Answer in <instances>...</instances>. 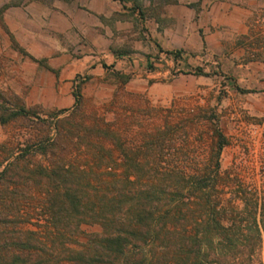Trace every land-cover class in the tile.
<instances>
[{
  "label": "trees",
  "instance_id": "16d2710c",
  "mask_svg": "<svg viewBox=\"0 0 264 264\" xmlns=\"http://www.w3.org/2000/svg\"><path fill=\"white\" fill-rule=\"evenodd\" d=\"M166 52L182 57V49ZM10 95L0 91V122L34 124L9 155L0 143V264H264V183L246 190L239 165L221 169L227 138L213 117L182 115L178 137H210L209 156L191 171L178 167L194 156L183 141L175 147L178 126L168 115L163 127L126 143L102 117L83 120L79 90L69 113L48 117ZM34 215L44 219L45 236L24 226ZM83 223L100 230L67 247Z\"/></svg>",
  "mask_w": 264,
  "mask_h": 264
},
{
  "label": "rangeland",
  "instance_id": "374dc122",
  "mask_svg": "<svg viewBox=\"0 0 264 264\" xmlns=\"http://www.w3.org/2000/svg\"><path fill=\"white\" fill-rule=\"evenodd\" d=\"M170 1L0 0V91L6 99L18 95L26 107L48 117L62 108L69 113L73 93L79 90L83 120L102 117L126 143L139 140L144 130L163 127L168 115L179 127L173 135L175 147L183 141L194 156L178 167L191 171L197 159L202 167L209 156L210 137H178L182 115L191 111L211 116L227 138L219 155L221 169L239 165L242 188L261 189L264 6L252 8L246 29L225 26L217 31L209 23L195 28L190 10ZM24 12L31 19L25 23L27 30ZM171 49H182V57L174 59L166 52ZM198 67L202 73H196ZM119 74L127 75L128 81L121 83ZM48 121L52 127L54 119ZM33 124L23 118L0 122V143H6L1 155L16 150ZM43 222L34 215L24 226L38 229ZM79 230L67 247H78L100 225L83 223ZM42 232L49 233L45 228Z\"/></svg>",
  "mask_w": 264,
  "mask_h": 264
},
{
  "label": "crops",
  "instance_id": "0c3cea01",
  "mask_svg": "<svg viewBox=\"0 0 264 264\" xmlns=\"http://www.w3.org/2000/svg\"><path fill=\"white\" fill-rule=\"evenodd\" d=\"M170 2L177 8L190 10L189 15L195 17L193 20L195 28L209 23L216 26L217 31L219 27L225 26L230 29H246V19L251 14L252 8L264 6V0H172ZM24 15L23 25L24 29L27 30L29 28L25 23L31 19L29 12H24ZM200 39L202 45H205L204 36L201 35ZM20 44L25 45L26 43Z\"/></svg>",
  "mask_w": 264,
  "mask_h": 264
}]
</instances>
